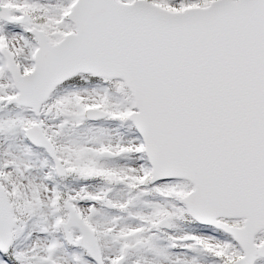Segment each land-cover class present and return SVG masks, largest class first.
I'll list each match as a JSON object with an SVG mask.
<instances>
[{
	"label": "snow or ice",
	"instance_id": "6c2138e0",
	"mask_svg": "<svg viewBox=\"0 0 264 264\" xmlns=\"http://www.w3.org/2000/svg\"><path fill=\"white\" fill-rule=\"evenodd\" d=\"M0 264H264V0H0Z\"/></svg>",
	"mask_w": 264,
	"mask_h": 264
}]
</instances>
